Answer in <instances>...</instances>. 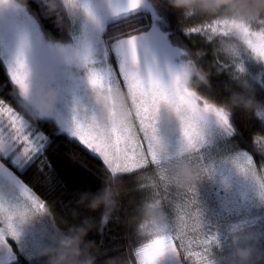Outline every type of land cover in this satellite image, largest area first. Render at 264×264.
I'll list each match as a JSON object with an SVG mask.
<instances>
[{
    "label": "snow or ice",
    "instance_id": "1",
    "mask_svg": "<svg viewBox=\"0 0 264 264\" xmlns=\"http://www.w3.org/2000/svg\"><path fill=\"white\" fill-rule=\"evenodd\" d=\"M10 2L0 0V4ZM143 4L144 0H127L126 11L136 13ZM153 5L159 12V16L154 15V19L160 27L168 24L171 18L169 13L172 12L183 17H195L186 15L169 3L159 8ZM77 6V0H64V7L69 11ZM204 19L207 22L187 28L184 34H199L206 42L213 44H219L222 38L230 40L236 45L238 54H233L223 63L217 60L218 69L230 73L232 79L243 77L264 87V80L258 81L246 67V61H255L264 68V20L243 24L234 20ZM231 29L238 30L243 39L231 37ZM142 31V28L132 29L112 42L111 51L116 55L117 64L116 67H110L108 74L92 66L95 61L89 54L82 56L89 67V83L100 107L98 112L93 113L77 104L70 120H65L58 108L50 115L39 110L33 74L25 56L27 45L22 44L15 60L6 62L5 68L14 86V100L29 118L26 119L25 115L0 99V154L7 155L11 149L19 155L21 163L28 167L58 139L78 142L102 159L108 174H116L120 178L122 174H135L138 190L147 191L167 204L169 220L166 225L155 230H136L133 236L139 241L133 250L136 264H163L169 256L176 264H188L189 261L192 264H225L227 257L224 255L222 224L206 216L197 190H192L187 199L180 197L181 204L177 208L174 204L176 197L172 196L171 185L166 183L162 169L166 162L183 158L193 146L198 145L196 159L202 163L207 178L212 176L214 169L205 157L210 124H214L228 137H239L245 144L249 142V136L240 133L233 112L226 111L221 106L222 102H214L201 95L196 88L184 84L187 71L192 67L189 61H197L198 58L182 45L174 32L170 44L174 63L161 68L154 58L148 60L146 48L142 54ZM201 86L211 93L206 84ZM113 93L124 96L126 118L114 119L116 106ZM165 109L172 116H179L185 110L188 112L187 118L178 120L176 127L181 139L175 151L170 150L169 137L161 133ZM102 112L108 114L107 121L101 119ZM255 115L264 122V111H258ZM34 116L41 126L51 128V138L32 127L30 120ZM252 144L264 153V129L252 138ZM235 163L241 172L255 180L264 198V173H257L253 156L241 150ZM149 170L153 172L155 180L145 183L139 177ZM22 189L23 198L17 203H10L0 197V224L3 225L0 226V264H19L8 238L16 243L26 264H46L43 252L51 246L56 229L49 222L46 204L28 184L22 183ZM37 221L47 225L38 235ZM238 233H252L261 255H264V247H260L264 244V236L251 230L246 223L228 227L230 240ZM193 247L201 251H193ZM92 254L95 256V253Z\"/></svg>",
    "mask_w": 264,
    "mask_h": 264
},
{
    "label": "rangeland",
    "instance_id": "2",
    "mask_svg": "<svg viewBox=\"0 0 264 264\" xmlns=\"http://www.w3.org/2000/svg\"><path fill=\"white\" fill-rule=\"evenodd\" d=\"M153 3L151 0H144L142 5V8L148 9L153 15V25H155L142 33V54L146 48L149 52L148 60L151 61L154 58L161 68H164L174 63V57L170 47L171 41L164 27H160L159 22L154 19V15L158 17L159 12ZM77 4L78 6L71 11L64 7L71 26L67 37L61 40L52 38L42 28L38 17L28 8L24 0H11L8 4H0V56L4 64L13 62L21 45L26 43L25 56L32 71L34 83L46 82L60 93L58 111L65 120L71 119L74 106L77 104L93 113L99 111L100 106L96 102L95 92L88 79L89 67L82 56L89 54L95 61L92 66L105 74L109 73L111 66L116 67L117 58L111 51L113 41H106L103 32L108 22L129 13L126 11L127 0H77ZM114 8L123 9L112 11ZM211 46L218 51L219 44L211 43ZM218 55L223 59L224 55L221 52L218 51ZM224 58L227 59L225 56ZM246 67L258 81L263 80L262 66L255 61H246ZM250 83L253 85L256 82L250 81ZM20 113L25 115L26 119L29 118L24 112ZM208 131L210 136L205 157H212L209 160L206 159V162L214 169V174L208 178L217 192L215 195H210V199L219 205L206 203L204 211L210 220H218L222 224V240L225 249L229 246L228 227L231 224L246 223L251 230L258 231L264 236V198L261 197L260 188L255 180L241 172L235 163L241 150L233 143L227 142L226 151L220 142L223 143L222 138L230 137L214 124L209 125ZM161 133L169 137L170 150L175 151L181 139L179 131L170 134L168 124L162 123ZM140 135L142 136V133ZM11 154L14 153L9 149L7 155H2L11 157ZM12 161L17 167H24L18 154H14ZM253 162H255L254 159ZM254 167L258 174L264 173V164L260 167L262 171L255 163ZM208 178L198 186L200 201L206 195L205 190H209L211 194L212 188L206 183ZM22 183L25 184L15 170L0 158V197L6 198L10 203L19 202L23 198ZM48 218L52 227L59 230L50 212ZM0 226L3 225L0 224ZM46 227V224L37 221V235ZM8 243L18 256L20 252L16 243L11 238H8ZM192 250L201 251L197 247H193ZM163 264H176V262L169 256L165 258ZM188 264H192V261Z\"/></svg>",
    "mask_w": 264,
    "mask_h": 264
},
{
    "label": "trees",
    "instance_id": "3",
    "mask_svg": "<svg viewBox=\"0 0 264 264\" xmlns=\"http://www.w3.org/2000/svg\"><path fill=\"white\" fill-rule=\"evenodd\" d=\"M24 1L38 17L42 28L52 38L61 40L67 37L71 21L63 5H61L60 10L52 13L49 11L48 0ZM151 1L158 8L168 3V0ZM169 15L171 18L168 20V24L164 26L169 40L172 42V32H174L182 45L198 58L199 65L210 73V89L214 95L202 86L197 88L200 94L214 102L221 103L230 95V91L226 90V86L231 85L233 90L239 91L231 74L218 69L217 60L223 63L226 59L224 56L223 59L219 57L217 48L213 49L211 43L206 42L199 34H192L191 36L184 34L187 28L200 26L204 23V17H183L175 12L169 13ZM153 23V15L149 10L146 8L139 9L136 13L121 15L108 22L103 37L106 41H114L122 33L137 28H142V33H145L152 28ZM252 86L255 100L264 104V87H261L257 82ZM0 99H4L7 104L14 108L20 109L17 111L24 112L14 100V86L7 75L1 56ZM233 116L237 129L242 135L249 136V142L247 144L242 143L239 137L234 136L222 138L223 143L220 142L221 146L227 151L226 143L230 142L238 149L249 152L253 156L257 168L262 171L260 167L264 164V153L259 152L253 146L252 138L264 129V122L254 112H246L241 109H235ZM30 123L36 131H42L51 138L50 127L41 126V122L35 118H32ZM13 156L14 154H11V157L0 154L3 162L11 166L22 181L28 184L33 192L43 200L59 230L68 231L71 228L83 227L86 226V222L87 225H90L85 241L93 244L91 251L95 253V264H110L113 261H115V264H136L133 250L139 241L135 240L133 236L138 223V207L142 200L151 195L147 191L138 190V178L135 174H122L118 206L112 212L108 223L102 226L101 219L105 209L100 207L92 210L88 206L91 199L104 188V180L109 175L102 159L90 153L78 142L70 143L64 139H58L56 144L46 148L44 154L35 158L34 162H31L28 167H17L12 161ZM210 158L212 157H206L208 160ZM139 179L145 183H151L154 182L155 177L153 172L149 170ZM206 183L212 188V191L210 194L209 190H205L206 195L200 201L203 209H205L206 205L204 204L206 203H217L210 199V195H215L217 192L209 178ZM196 190L199 192L198 188ZM170 192L172 196L176 197L174 204L178 208L181 204L180 197L187 199L191 195L190 190L177 189L173 186H171ZM163 203L165 210L169 211L167 204ZM260 247H264V244ZM229 248L230 240L229 246L224 249V255L228 253ZM17 258L19 264H26L20 253H18ZM256 264H264V258L258 259Z\"/></svg>",
    "mask_w": 264,
    "mask_h": 264
},
{
    "label": "clouds",
    "instance_id": "4",
    "mask_svg": "<svg viewBox=\"0 0 264 264\" xmlns=\"http://www.w3.org/2000/svg\"><path fill=\"white\" fill-rule=\"evenodd\" d=\"M174 8L190 16H204L211 19L236 21L237 23L253 24L264 20V0H168ZM49 11L54 13L64 5V0H48ZM230 36L242 40L241 33L236 29L230 30ZM219 52L226 58L238 54L236 45L228 39H221ZM192 65L184 78V84L192 88H198L201 84L211 87L209 75L196 60H191ZM239 91L233 90L231 85L226 90L231 94L221 103L226 111L232 113L235 109L246 112L264 111V104L255 100L253 86L249 80L243 77L233 79ZM34 91L39 99V110L45 115L56 111L60 103V93L49 85L36 82ZM116 106L115 120L126 118L125 98L120 93H113ZM185 110L179 116L169 115L164 110L162 123H167L170 132L176 131L178 120L187 118ZM35 118V116H34ZM106 112L101 113V119L108 120ZM198 145L193 146L186 156L168 161L163 166L166 183L185 190H196L207 178V173L201 162L196 159ZM121 192V178L116 174H109L104 180V188L94 196L89 203L92 210L100 207L105 209L101 224L106 225L112 212L118 206ZM139 217L136 230H155L168 223L169 216L165 205L156 196H150L142 200L138 207ZM90 225L71 228L68 231L56 230L53 234L51 246L45 249L43 256L46 264H95V256L92 254V242H86ZM225 264H256L258 259L264 258L257 247L252 233H238L231 237L230 248L226 254ZM115 264V261L110 262Z\"/></svg>",
    "mask_w": 264,
    "mask_h": 264
},
{
    "label": "crops",
    "instance_id": "5",
    "mask_svg": "<svg viewBox=\"0 0 264 264\" xmlns=\"http://www.w3.org/2000/svg\"><path fill=\"white\" fill-rule=\"evenodd\" d=\"M123 5H124V4H123ZM122 9H123V8H121V9H120V8H114V9H112V11H113V10L121 11ZM140 9H144V8L141 7Z\"/></svg>",
    "mask_w": 264,
    "mask_h": 264
}]
</instances>
